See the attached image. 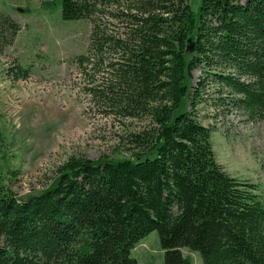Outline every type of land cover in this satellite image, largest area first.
Instances as JSON below:
<instances>
[{"label": "trees", "instance_id": "trees-1", "mask_svg": "<svg viewBox=\"0 0 264 264\" xmlns=\"http://www.w3.org/2000/svg\"><path fill=\"white\" fill-rule=\"evenodd\" d=\"M96 5L115 7L109 16L121 32L92 17ZM60 6L63 20L92 18L87 52L77 57L86 94L104 115L147 119L131 136L153 156L70 157L51 188L24 201L4 191L0 174V264H135L130 251L154 230L165 264H190L182 247L199 252L203 264H264L258 186L217 162L213 129L195 112L210 79L225 93L216 108L227 100L264 120V0H202L197 18L188 0ZM0 20V31L10 29L7 45L18 25ZM18 68L12 78L27 77ZM188 91V110L174 114Z\"/></svg>", "mask_w": 264, "mask_h": 264}, {"label": "rangeland", "instance_id": "rangeland-1", "mask_svg": "<svg viewBox=\"0 0 264 264\" xmlns=\"http://www.w3.org/2000/svg\"><path fill=\"white\" fill-rule=\"evenodd\" d=\"M201 1L188 0L196 18ZM114 12L113 6L96 5L92 17L121 32L122 25L109 16ZM0 14L18 25L7 45L10 29L2 25L0 31V174L5 192L24 201L51 188L70 157L116 161L133 159L138 152L141 158L153 156L147 147H136L131 136L147 126V119L104 115L106 108L84 90L87 76L77 57L87 52L92 18L63 20L60 0H0ZM18 67L28 69L27 77L12 78ZM203 74L201 66L194 68L192 84ZM187 84L189 89V79ZM202 94L206 104L197 105L195 112L213 129L217 162L231 176L256 183L264 200V120L249 118L227 100L216 108L214 102L225 93L210 79ZM188 104L189 91L174 114L187 111ZM181 251L190 264H203L199 252ZM130 256L135 264H165L158 232L141 238Z\"/></svg>", "mask_w": 264, "mask_h": 264}]
</instances>
